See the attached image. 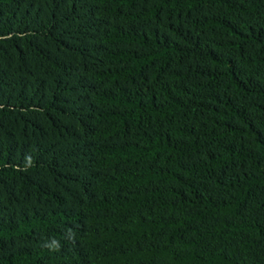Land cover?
<instances>
[{
	"label": "trees",
	"instance_id": "1",
	"mask_svg": "<svg viewBox=\"0 0 264 264\" xmlns=\"http://www.w3.org/2000/svg\"><path fill=\"white\" fill-rule=\"evenodd\" d=\"M0 264H264V0H0Z\"/></svg>",
	"mask_w": 264,
	"mask_h": 264
}]
</instances>
